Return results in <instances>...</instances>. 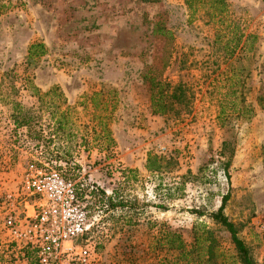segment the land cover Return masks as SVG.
Masks as SVG:
<instances>
[{"label": "rangeland", "instance_id": "374dc122", "mask_svg": "<svg viewBox=\"0 0 264 264\" xmlns=\"http://www.w3.org/2000/svg\"><path fill=\"white\" fill-rule=\"evenodd\" d=\"M225 2L221 27L202 11L189 18L181 0H0V264H23L3 200L25 197L32 158L123 202L85 199L95 264H157L159 231L189 243L193 228L215 240L207 264H238L210 219L225 194L223 215L264 264V0ZM31 43L45 52L27 62ZM151 78L164 96L176 84L184 94L165 97L163 115L150 112ZM51 87L64 105L43 96ZM15 104L30 109L37 141L13 131ZM148 154L159 170H145Z\"/></svg>", "mask_w": 264, "mask_h": 264}, {"label": "built area", "instance_id": "2783aa9c", "mask_svg": "<svg viewBox=\"0 0 264 264\" xmlns=\"http://www.w3.org/2000/svg\"><path fill=\"white\" fill-rule=\"evenodd\" d=\"M22 182L25 197L4 196L5 235L30 250L34 264H95L87 197H78L75 182L41 158H32Z\"/></svg>", "mask_w": 264, "mask_h": 264}, {"label": "trees", "instance_id": "16d2710c", "mask_svg": "<svg viewBox=\"0 0 264 264\" xmlns=\"http://www.w3.org/2000/svg\"><path fill=\"white\" fill-rule=\"evenodd\" d=\"M153 1V0H150ZM185 9L188 12L189 18L193 17L199 11H202L204 15L209 17L215 24L220 25L222 27L223 21L222 17L225 16L227 12V5L225 0H181ZM159 30V28H158ZM154 31H152L153 33ZM216 32H220V28H217ZM216 35H218L216 33ZM233 48L231 49L230 55L233 52ZM44 47L40 43H31L26 49V61L32 62L33 60L41 57L44 55ZM148 92H149V106L150 112L152 115H163L165 113V107L167 105L166 100L169 98V103L171 104H179L181 100L184 98V94L180 89V85L176 84L171 87L169 91V96H164L162 91L163 86H166L160 80H155L153 78L149 79L148 81ZM167 87V86H166ZM35 91V89H34ZM36 92V91H35ZM56 96L61 99V105H64L65 101L64 98L61 96L55 87L49 88L43 96ZM2 100L1 96V89H0V101ZM259 105H264V93L257 99ZM49 105V104H48ZM51 106H48V110H50ZM58 110L56 106L54 110ZM30 109L21 108L18 104H15V109L9 115V120L11 123V127L13 131H18L20 129L24 130V137L26 136L30 140L37 141L39 139V133L35 130L33 123L31 122V115L29 113ZM218 114H222L219 112ZM52 118V117H51ZM58 118L55 120V128L54 130L60 131L62 130V120ZM105 138L108 137V132L105 126L101 129ZM25 137V138H26ZM50 142V141H49ZM159 161L160 158L152 156L150 154L146 157L145 163V170L148 172L159 170ZM63 175V174H62ZM64 176V175H63ZM66 178V177H64ZM67 179V178H66ZM86 190L85 192L79 191L78 197L82 199L83 196H86L87 199H98L102 198L107 202L109 209H113L115 207L123 206V202L117 199V197L112 198L111 196H106L102 192H98L95 189ZM112 193V195H116ZM227 200V195H223L220 200V204L215 212L210 214V219L223 227L229 235L230 243L233 245L234 250V259L238 264H254L252 260L247 246L243 243V241L238 237L237 233L238 230L235 225L230 222L226 216L223 215L222 210L223 206ZM87 202V200H86ZM87 209L88 202H87ZM155 244L159 246L161 249V256L157 259V264H207L215 257V240L210 236L209 232L201 230L200 233L196 232V229H192V239L189 243H186L181 236L176 233L175 231L171 230H163L159 231V234L155 238ZM22 254L23 260L30 263L31 260V251L27 248H23Z\"/></svg>", "mask_w": 264, "mask_h": 264}, {"label": "crops", "instance_id": "0c3cea01", "mask_svg": "<svg viewBox=\"0 0 264 264\" xmlns=\"http://www.w3.org/2000/svg\"><path fill=\"white\" fill-rule=\"evenodd\" d=\"M21 133L24 134V130H21ZM22 137H24V135H22ZM15 208H16V211H21L22 210V206L20 204L17 205ZM21 263L26 264V262L24 260H22Z\"/></svg>", "mask_w": 264, "mask_h": 264}]
</instances>
